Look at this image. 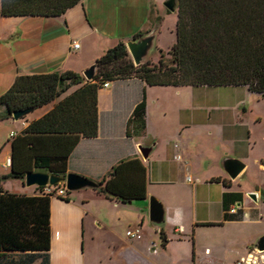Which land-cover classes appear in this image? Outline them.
<instances>
[{
  "label": "crops",
  "instance_id": "0c3cea01",
  "mask_svg": "<svg viewBox=\"0 0 264 264\" xmlns=\"http://www.w3.org/2000/svg\"><path fill=\"white\" fill-rule=\"evenodd\" d=\"M161 6L157 0H82L58 18L0 17V96L17 76L72 72L83 77L82 72L107 49L152 31L156 27L151 26L152 13ZM158 33L159 27L155 43ZM74 43L78 49H73ZM78 87L71 86L22 121L10 118L0 122L10 124L7 158L1 164L4 175L10 171L12 142L22 136L31 121ZM154 88L173 87H149L132 78L98 90V131L93 139L78 134L37 136L36 155L66 159V174L99 183L115 165L130 160H138L146 171V196L142 200L121 203L92 189L73 192L66 199L51 198L48 264H236L240 259H246V264H264V252L256 251L257 242L250 244L255 239L244 242L238 250L233 248L235 241L227 237L233 228L258 223V208L264 211V202L256 198L253 203L247 196L264 191V182L255 178V169L264 172L263 118L208 116L204 122L214 121L217 128L198 130L191 127L200 122L198 115H180L179 132L159 149L156 136L149 133L147 99ZM143 93L145 129L133 136L128 120ZM4 111L0 107V115ZM140 147L149 149L146 159ZM176 156L180 159H174ZM226 158L244 165L234 180L223 170ZM2 186L7 192L25 196H33L35 190L12 179ZM151 197L163 206L160 225L149 221ZM257 202L263 207H257ZM233 205L239 206L237 217L225 213ZM136 228L141 239H127L125 232ZM207 236L214 239L206 242L202 237ZM33 259L11 255L6 264H26ZM40 261L36 258L31 264Z\"/></svg>",
  "mask_w": 264,
  "mask_h": 264
},
{
  "label": "trees",
  "instance_id": "16d2710c",
  "mask_svg": "<svg viewBox=\"0 0 264 264\" xmlns=\"http://www.w3.org/2000/svg\"><path fill=\"white\" fill-rule=\"evenodd\" d=\"M81 1L0 0V17L58 18ZM175 14V41L167 52L168 62L161 54L156 65L134 66L125 45L118 43L95 61L97 72L92 81L72 72L22 75L0 96V107L5 109L1 122L10 119L12 112H33L46 106L71 86L80 85L31 121L12 142L10 171L0 176V264H6L11 255L30 256L32 261L39 258V264H48L53 197L17 195L5 191L2 183L7 179L23 182L33 170L64 176L66 159L38 157L36 138L44 134L95 138L97 92L104 84L136 78L149 87H244L264 99V0H176ZM144 118L143 93L128 120L133 136L144 132ZM98 184L97 192L106 199L121 203L142 200L146 171L138 160L121 162Z\"/></svg>",
  "mask_w": 264,
  "mask_h": 264
},
{
  "label": "rangeland",
  "instance_id": "374dc122",
  "mask_svg": "<svg viewBox=\"0 0 264 264\" xmlns=\"http://www.w3.org/2000/svg\"><path fill=\"white\" fill-rule=\"evenodd\" d=\"M157 1L163 5L165 0ZM175 22V12L166 13L163 6L159 8L158 12L152 13L151 26L159 27V33L155 48L146 61L150 66L156 65L161 54L164 61H169L167 52L175 41ZM147 105L151 122L149 133L151 137L156 136L159 141V149L161 146L162 148L165 146L166 140L170 136L179 132L181 128L179 126L180 115H198L201 118L200 122L198 125L194 123L195 125L191 126L198 130H215L217 128L214 121L204 122L208 116L214 118V115H233L235 119L242 115H260L263 118L261 130L264 133V99L249 93L244 87L154 88L148 94ZM9 125L6 122L0 123V176H5L6 173L1 168V164L7 158L6 141ZM13 127L17 129L18 122H15ZM255 178L264 182V172L255 169ZM256 198L264 202L259 195ZM255 205L263 207L260 202ZM258 212L261 214L258 223L233 228L227 233V237L235 241L233 248L240 250L242 249L241 244L250 242L252 239H255L254 243L250 244L254 246L261 237H264V211L258 208ZM202 238L206 242L214 239L212 236H209L211 240L208 236ZM243 260L246 264L247 260Z\"/></svg>",
  "mask_w": 264,
  "mask_h": 264
},
{
  "label": "water",
  "instance_id": "95a60500",
  "mask_svg": "<svg viewBox=\"0 0 264 264\" xmlns=\"http://www.w3.org/2000/svg\"><path fill=\"white\" fill-rule=\"evenodd\" d=\"M163 7L169 13H174L176 10V0H165L163 2ZM157 31L158 28L155 27L149 33L125 43V47L134 66H139L148 60L155 47ZM96 72L97 64L94 62L82 72V76L86 81H92ZM31 112V109L15 111L11 113V118L14 121H19ZM139 151L142 158L146 159L149 149L140 147ZM222 167L228 178L234 180L243 170L244 165L236 159L226 158L222 163ZM61 183H64V186L69 193L85 189L97 190L100 187L98 183L74 173H67L64 176H58L49 173L29 172L23 179V184L26 187L54 186ZM247 196L249 199L256 202L257 195L255 193H249ZM259 197L264 201V191L259 194ZM163 214L164 210L162 204L153 197L149 198V221L153 225H160L163 223ZM255 249L259 253L264 252V237H261L258 240Z\"/></svg>",
  "mask_w": 264,
  "mask_h": 264
},
{
  "label": "built area",
  "instance_id": "2783aa9c",
  "mask_svg": "<svg viewBox=\"0 0 264 264\" xmlns=\"http://www.w3.org/2000/svg\"><path fill=\"white\" fill-rule=\"evenodd\" d=\"M73 49H78L79 45L78 43H74L72 45ZM108 87V83L103 85V88ZM13 136V135H10ZM174 159L179 160L180 157L176 156L174 157ZM67 193L68 191L66 190L64 183L61 184H57L54 186H50V185H46L43 187H35V190L33 192V195L36 196H51L53 198H61V199H66L67 198ZM239 210V206H231L226 210V215L228 216H235L238 213ZM125 237L127 239H133V240H139L142 237L141 231L140 229L136 228V229H128L125 232ZM153 253H156V249L154 247V245L152 244ZM236 264H245V261L243 259H240Z\"/></svg>",
  "mask_w": 264,
  "mask_h": 264
}]
</instances>
